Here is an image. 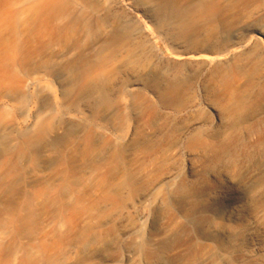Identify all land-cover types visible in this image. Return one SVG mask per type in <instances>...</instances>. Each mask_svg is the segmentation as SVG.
<instances>
[{
	"label": "rangeland",
	"instance_id": "rangeland-1",
	"mask_svg": "<svg viewBox=\"0 0 264 264\" xmlns=\"http://www.w3.org/2000/svg\"><path fill=\"white\" fill-rule=\"evenodd\" d=\"M177 1L180 15L162 10L166 0H131L133 41L106 53V99L86 93L75 109L74 122H95L104 139L88 149L78 133L37 162L11 139L0 154V185L9 174L18 179L15 192L0 193V210L20 208L25 218L17 237L11 228L0 237V261L264 264V0ZM86 50L94 59L97 51ZM185 55L209 59L174 58ZM64 95L77 96L56 84L53 96ZM36 112L35 102L18 106L19 130L30 132ZM180 189L182 203L160 215L157 206ZM203 211L210 232L214 218L227 226L221 250L185 218ZM104 235L106 246L83 249ZM144 244L161 258L147 259ZM27 247L38 250L26 256Z\"/></svg>",
	"mask_w": 264,
	"mask_h": 264
},
{
	"label": "bare ground",
	"instance_id": "bare-ground-1",
	"mask_svg": "<svg viewBox=\"0 0 264 264\" xmlns=\"http://www.w3.org/2000/svg\"><path fill=\"white\" fill-rule=\"evenodd\" d=\"M178 4L177 0H166L161 8L180 15ZM131 5V0H0V105L7 103L10 106V111L0 108V154L8 151L11 139H18L20 141L18 151L20 153L32 151L34 162H37L46 152L58 153L59 146L65 145L69 138L78 133L83 134L88 149L105 138L103 128L95 122L88 120L87 126L78 121L74 122L78 119L75 109L86 93L98 101L106 99L107 93L102 79L103 67L110 58L106 53L111 51V54H114L125 43L131 41L134 32L132 17L127 13V8ZM84 39L85 46L81 44ZM54 47H57L58 51H55ZM86 49L97 51L96 55L92 53L94 59L88 58L87 54L90 51L85 54ZM73 52H79L74 62L68 60L61 64L57 62L60 58L66 59ZM174 58L195 63L209 59L199 55ZM56 84L66 91L72 89L77 95L76 98L70 100L64 95L60 102L53 96ZM135 90L138 89L132 91ZM34 102L38 105L34 125L30 132L21 131L18 128L20 118L16 117L18 106ZM22 121L24 122L23 119ZM16 175L9 174L5 177L0 185V193L15 192L18 182ZM240 180L241 177H238L236 182ZM171 182L169 176L163 185H170L171 189L173 187ZM160 191L161 186L153 189L152 195L155 199L159 198ZM56 193L59 196L60 192ZM176 195L174 200L167 198L162 206L156 205L160 215L163 212L171 213L176 205L182 203L185 198L184 189L177 191ZM193 197L197 198L199 195ZM206 214L207 212L203 211L198 219L185 214V218L213 241L216 249L221 250L225 242L219 233L225 231L227 226L214 218L217 233L210 232L208 229L210 219ZM24 221L20 208L7 206L0 210V237L6 235L10 228L17 237ZM179 235L178 231L177 236ZM107 240L105 235L86 239L83 249L93 244L106 246ZM142 246L147 259L161 258V252L157 254L150 251L147 244ZM40 248L43 251L45 249ZM23 249L26 256L38 250L35 247ZM18 252L13 254L16 255ZM14 255L13 259L16 257ZM0 262L11 264L6 259Z\"/></svg>",
	"mask_w": 264,
	"mask_h": 264
}]
</instances>
